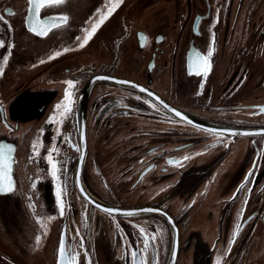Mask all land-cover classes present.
Segmentation results:
<instances>
[{"label": "flooded vegetation", "instance_id": "1", "mask_svg": "<svg viewBox=\"0 0 264 264\" xmlns=\"http://www.w3.org/2000/svg\"><path fill=\"white\" fill-rule=\"evenodd\" d=\"M186 1L190 10L188 17H178L177 45L167 46L166 30L155 32L154 17H136L154 0H123L81 48L76 37L83 39L91 17L75 21L67 14L73 0L41 9V20L69 17L67 25L47 36L29 30L28 0H0L4 17L0 40L5 42L0 47V119L7 122L10 134L16 135L26 123L36 125L40 117H60L54 113L64 101L65 81L74 82L72 110L58 131L59 139L65 137L69 143L58 149L54 160L58 176L66 181L64 191L72 198L61 216L60 232L56 229L50 264H57L64 232L65 247L80 254L79 264L89 260L133 264L132 252L137 254V264L142 255L147 264H167L173 230L166 214L180 230L177 264L188 244L193 248L191 264H217L218 258L220 264H264V17H243L244 11L261 7L264 0ZM83 2L90 7L96 0ZM105 3L97 0L94 7L104 11ZM126 5H132L133 17H120ZM82 21L89 22L84 29ZM26 36L42 47L30 53ZM209 50L213 54L205 73L200 57ZM57 52L61 55L49 59ZM169 52L179 56L168 67L162 66L158 60ZM28 54L34 56L28 64L32 78L26 75ZM95 75L140 84L173 108L202 120L198 126L191 125L149 96L110 80L94 85L87 109L83 184L108 204L152 211L112 215L90 205L78 189L77 102L83 86ZM7 136L0 135V141L14 143ZM5 213L11 216L8 224L15 227L17 213L9 208ZM237 225L240 232L234 237ZM145 236L149 247L143 252Z\"/></svg>", "mask_w": 264, "mask_h": 264}, {"label": "rangeland", "instance_id": "2", "mask_svg": "<svg viewBox=\"0 0 264 264\" xmlns=\"http://www.w3.org/2000/svg\"><path fill=\"white\" fill-rule=\"evenodd\" d=\"M71 1L68 0L62 5L69 4ZM73 1V6H76L71 7L72 13L69 10H66V13L74 17L75 21H81L85 17L95 19L97 9L102 10L98 6L94 7L97 0L90 7L86 6L83 0ZM189 10L190 7L186 0H154V4L148 9H139L136 17H154L155 32L166 30L170 35L167 46H173L177 45L178 37H181V35H178L181 29L180 19L178 17H188ZM119 12L120 17L134 16L132 15L134 14L132 5L121 7ZM196 12L198 11H194V14ZM243 13V17H264V5L254 10L248 8ZM80 25L84 29L86 23L82 21ZM161 25L164 27L163 29L160 27ZM22 37H24L23 34ZM25 38V46L28 50L30 48V53L37 52L42 47L38 41L28 36ZM43 44L45 46L47 43ZM177 56L179 55L173 52L162 54L158 62L162 66L168 67L169 64L175 61ZM25 57L27 63L26 75L27 78H32L29 73L28 64L29 59H34V56L28 54ZM139 58L144 60L145 55L139 53ZM54 114L60 116L59 112ZM64 117H40L36 125L26 123L25 127H22L16 135L10 134V130L7 128V122L5 123L0 119V135H8L16 145L14 163L15 189L4 197L0 196V264L51 263L52 249L56 242L55 232L57 227L60 232L62 224L64 223V219L60 215L57 185L59 184L62 189L60 199L63 201L64 211H66L67 206L71 205L72 198L70 192L66 194L64 191L66 181L61 179L58 173L59 180L53 178L51 175V164L48 162L49 152H52L53 162L55 163L54 160L57 152L52 151L53 147L57 149L66 148L67 143H69L66 142L67 139L65 137L63 139H59L58 137V131L63 129L61 121L65 125L67 124V119H64ZM34 145L35 148L33 147ZM78 204L84 205L79 200ZM7 208L14 212V215L17 213L15 216L17 221V223L15 222V227L7 222L11 220V218L8 220V217L11 216L5 213ZM56 209L58 215L54 217V211ZM49 217H54V219L49 220ZM38 219L42 223H37ZM22 223L24 224V233ZM37 236L40 237L39 244L36 243ZM192 249V245H184L180 264H191L190 254Z\"/></svg>", "mask_w": 264, "mask_h": 264}, {"label": "snow or ice", "instance_id": "3", "mask_svg": "<svg viewBox=\"0 0 264 264\" xmlns=\"http://www.w3.org/2000/svg\"><path fill=\"white\" fill-rule=\"evenodd\" d=\"M29 3V16L32 18L31 26L29 27V30L34 32L37 36H47L49 31H51L54 28H59L61 26L67 25L69 21V17L66 14L58 15V16H49L46 19H39V13L41 9L46 8V7H56L60 6L64 3H66V0H28ZM123 3V0H106L105 3V9L102 11L101 9H97V13L95 14L96 18L92 19L90 18L91 21V27L90 28H85L83 31L85 33L83 39L81 40V37H76V40L79 41V47H84L88 41L93 37V35L97 32V30L105 23L107 19L110 18V16L113 14V12L120 6V4ZM11 14V13H9ZM0 20H4L3 16H0ZM7 23V21H4ZM89 23V22H86ZM143 47V43L141 44ZM0 47H5V42L3 40H0ZM64 51H68V49H65ZM213 52L212 50H209L207 53V56L200 57V60L202 61V67L204 72L206 73L210 69V64H209V58L212 56ZM61 55L60 52L55 53L53 57H50L49 59L55 58V56ZM5 63L7 62V57L4 58ZM44 61H41L43 63ZM190 74L191 71H190ZM196 75H200L201 72L199 70L196 71ZM0 75H2V70H0ZM67 84V88L65 91V98L64 101L60 104L57 105V111L60 113V116L63 117L67 113L71 112V89L74 87V82L73 81H65ZM141 91H144V89H141ZM151 95V93H149ZM264 111V109H262ZM176 115L179 117H182V114L180 112H176ZM183 118V117H182ZM35 148V145L33 146ZM78 150V148H77ZM13 151V149L9 146L5 150L3 146H0V191H13L14 190V185L12 183L11 177H10V171H11V163H10V154ZM53 152H58V149L53 147L52 149ZM185 159H188V157H185ZM48 162L51 164V175L53 176L54 179L59 180V177L57 176V166L56 163L53 162V157H52V152H49L48 155ZM169 163H178L175 161H169ZM249 176L252 175L250 172L248 174ZM247 180V177H246ZM241 188L244 187L243 184L240 186ZM62 189L60 188L59 184L57 185V198H58V203L60 206V215L63 216L64 214V204L63 201L60 199V193ZM31 207V205H30ZM99 207V205H97ZM105 212H111V209H104ZM147 211H152L151 209H148ZM128 215H132V213H128ZM49 220L54 219V217H49ZM37 223H42L39 219L37 220ZM46 226V225H44ZM141 234H144V229H140ZM240 228L239 225H237V228L235 232L233 233V236L239 235ZM152 240H155V237L153 236L151 238ZM235 240H231L230 244L234 243ZM36 243H40V237H36ZM144 249L142 250L143 252H146L148 247H149V239L145 236L144 238ZM80 246H83V242L81 241ZM231 249L229 248V251ZM79 253L78 252H72L69 253L68 250L65 247V241L62 238L59 244L58 248V261L57 264H79ZM136 252H132L131 256L133 258V264H137L136 261ZM88 264H91V261H88ZM138 264H147V261L145 257L142 255L139 258ZM217 264H220V259H217Z\"/></svg>", "mask_w": 264, "mask_h": 264}, {"label": "water", "instance_id": "4", "mask_svg": "<svg viewBox=\"0 0 264 264\" xmlns=\"http://www.w3.org/2000/svg\"><path fill=\"white\" fill-rule=\"evenodd\" d=\"M31 20H32V18L29 17V21H31ZM191 56L192 55H190V62H191ZM199 57H200V55H199ZM200 62H202V61H200ZM191 68H192V70L195 69V67H191ZM103 80H110L111 82H113L115 84L135 89V90L149 96L150 98H152L155 101H157L158 103H160L172 115L186 121L187 123H189L191 125L198 126L201 124L202 120L195 118V117H192L188 114H185V113L173 108L167 102L162 100V98H160V96L157 95L156 93H154L152 90H149L146 87H144L140 84H137L135 82L129 81V80H125V79H121V78H117V77L95 75L92 78H90L88 80V82L83 86L81 93L79 95V98H78L77 109H76V124H77L80 149H81L79 161H78V165H77V178H76L78 189H79L82 197L90 205H92L93 207H95L101 211H104V209L107 208V209L112 210L111 212H107V213L112 214V215L135 216V215L141 214L143 212H146L147 210H145V209H126V208H120V207H116L114 205L108 204V203L102 201L101 199L95 197L89 190H87V188L84 186L83 181H82V176H81L82 167H83L85 160L87 158V155H88L87 109H88L89 99H90V95H91V92H92L94 85L97 82L103 81ZM141 89H144V91H141ZM149 93H151V95H149ZM177 111L182 114L183 118L176 115ZM231 132H234V131L231 130ZM237 133H241V131H238ZM0 146H3L5 150L9 146L13 149V151L8 155L11 158L10 159V163H11L10 177H11L12 183L14 185V189H15L14 163H15L16 145L10 141L1 140ZM10 192H12V191H10ZM10 192L9 191H0V195H7ZM97 205H99V207H97ZM128 213H132V215H128ZM166 216L169 219L171 226H172V230H173L171 252H170V256H169V260H168L167 264H177L179 254H180V246H181L180 230L178 228V225L171 218V216H170V218H169L168 214H166ZM63 239L65 241V232L63 233Z\"/></svg>", "mask_w": 264, "mask_h": 264}]
</instances>
